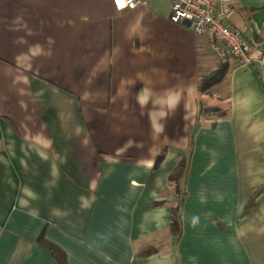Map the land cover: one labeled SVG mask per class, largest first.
Returning <instances> with one entry per match:
<instances>
[{
	"label": "crops",
	"instance_id": "crops-1",
	"mask_svg": "<svg viewBox=\"0 0 264 264\" xmlns=\"http://www.w3.org/2000/svg\"><path fill=\"white\" fill-rule=\"evenodd\" d=\"M232 7L264 58V0ZM170 14L0 0V264H264V65Z\"/></svg>",
	"mask_w": 264,
	"mask_h": 264
},
{
	"label": "built area",
	"instance_id": "built-area-1",
	"mask_svg": "<svg viewBox=\"0 0 264 264\" xmlns=\"http://www.w3.org/2000/svg\"><path fill=\"white\" fill-rule=\"evenodd\" d=\"M112 1L117 8L123 9L143 0ZM232 3L233 0H171L170 19L186 23L220 61L233 57L239 62L258 61L264 65L261 52L253 49L239 29L228 24Z\"/></svg>",
	"mask_w": 264,
	"mask_h": 264
},
{
	"label": "trees",
	"instance_id": "trees-1",
	"mask_svg": "<svg viewBox=\"0 0 264 264\" xmlns=\"http://www.w3.org/2000/svg\"><path fill=\"white\" fill-rule=\"evenodd\" d=\"M227 71V65L221 64L215 71L210 74L202 75L199 80V102L201 108L205 105L204 96L205 93L216 83L220 82L225 78V74ZM205 107V106H204ZM204 110H215L218 111L219 114H224L226 110L222 108V106H206ZM188 160L183 157L175 167V169L170 174V179L173 180L178 185V178L183 174L185 169L187 168ZM251 201L248 202L250 204ZM247 204V205H248ZM171 219V228L175 231L179 229L180 226V209L179 206H174L171 208L170 212Z\"/></svg>",
	"mask_w": 264,
	"mask_h": 264
},
{
	"label": "water",
	"instance_id": "water-1",
	"mask_svg": "<svg viewBox=\"0 0 264 264\" xmlns=\"http://www.w3.org/2000/svg\"><path fill=\"white\" fill-rule=\"evenodd\" d=\"M262 47L264 48V43L262 44ZM195 126H197V125H195Z\"/></svg>",
	"mask_w": 264,
	"mask_h": 264
}]
</instances>
